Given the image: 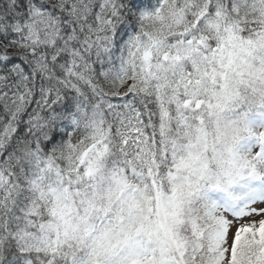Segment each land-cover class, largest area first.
Masks as SVG:
<instances>
[{
	"label": "snow or ice",
	"instance_id": "obj_1",
	"mask_svg": "<svg viewBox=\"0 0 264 264\" xmlns=\"http://www.w3.org/2000/svg\"><path fill=\"white\" fill-rule=\"evenodd\" d=\"M254 109L264 0H0V264H264Z\"/></svg>",
	"mask_w": 264,
	"mask_h": 264
},
{
	"label": "trees",
	"instance_id": "obj_2",
	"mask_svg": "<svg viewBox=\"0 0 264 264\" xmlns=\"http://www.w3.org/2000/svg\"><path fill=\"white\" fill-rule=\"evenodd\" d=\"M252 113V112H251ZM249 142V144H247L246 146V143ZM242 145L245 147V148H251L252 145H256L258 146L256 150L259 149V144L256 140L255 137H249L248 140L242 142ZM261 180L259 179H249L247 180L245 183L247 185V187H238L236 188L234 191L238 194H247L251 191H254L256 192L259 188V184H260ZM210 194L214 197V198H219L221 196H223V193L219 192L218 190H211L210 191Z\"/></svg>",
	"mask_w": 264,
	"mask_h": 264
},
{
	"label": "rangeland",
	"instance_id": "obj_3",
	"mask_svg": "<svg viewBox=\"0 0 264 264\" xmlns=\"http://www.w3.org/2000/svg\"><path fill=\"white\" fill-rule=\"evenodd\" d=\"M261 113H264V109H254L252 113L249 114V120L252 123V126L255 128L264 127V115ZM249 137H246L242 142L248 140ZM249 144V142L246 143ZM258 146L252 145L251 148L257 149ZM260 147V146H259ZM257 195H264V181L259 185L258 190L255 192Z\"/></svg>",
	"mask_w": 264,
	"mask_h": 264
}]
</instances>
